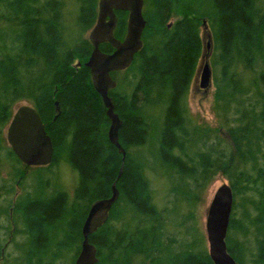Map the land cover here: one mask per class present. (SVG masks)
Instances as JSON below:
<instances>
[{
	"label": "trees",
	"instance_id": "trees-1",
	"mask_svg": "<svg viewBox=\"0 0 264 264\" xmlns=\"http://www.w3.org/2000/svg\"><path fill=\"white\" fill-rule=\"evenodd\" d=\"M98 2L0 0V181L9 183L0 199L28 177L33 183L0 207V264H75L88 211L113 184L118 200L89 236L97 264H213L197 210L218 175L234 194L228 251L238 264H264V0H145L143 47L127 69L111 73L124 160L85 66L93 45L81 31L94 26ZM70 5L80 30L71 39ZM116 15L123 39L128 12ZM204 20L217 127L194 119L188 105ZM100 49L114 50L108 42ZM24 100L54 146L52 162L34 169L68 164L78 175L72 193L44 175L35 181L6 144L3 130ZM153 181L164 183L160 198Z\"/></svg>",
	"mask_w": 264,
	"mask_h": 264
},
{
	"label": "water",
	"instance_id": "water-1",
	"mask_svg": "<svg viewBox=\"0 0 264 264\" xmlns=\"http://www.w3.org/2000/svg\"><path fill=\"white\" fill-rule=\"evenodd\" d=\"M145 0H99L98 15L89 33L93 49L85 66L90 69L95 90L100 94L111 121L109 139L123 154L126 151L119 141L122 120L115 111L110 90L117 85L111 73L127 69L135 55L143 47V32L147 21L143 14ZM116 11H127V30L123 39L115 36L117 25ZM203 26L208 28L206 20ZM108 42L112 52H104L100 44ZM212 49L211 35L205 45ZM205 51V50H204ZM204 52L200 86L207 90L213 84L212 68L209 55ZM6 140L15 155L26 166H47L53 160L54 146L45 124L38 111L30 104L19 106L7 126ZM119 191L116 184L112 186V195L92 203L82 226L83 241L75 264H97V248L90 242L89 236L101 227L109 218V213L118 200ZM234 194L229 183H224L215 192L207 209L206 233L208 251L213 264H238L228 251L227 235L233 211Z\"/></svg>",
	"mask_w": 264,
	"mask_h": 264
},
{
	"label": "rangeland",
	"instance_id": "rangeland-1",
	"mask_svg": "<svg viewBox=\"0 0 264 264\" xmlns=\"http://www.w3.org/2000/svg\"><path fill=\"white\" fill-rule=\"evenodd\" d=\"M76 15L77 11L74 5H70L65 12V27H66V34L68 35V38L71 39L72 37H78L79 36V28L76 25ZM92 29V28H91ZM91 29L87 31H81L82 32V37L84 39H88L89 33ZM209 29L205 28L204 26L202 27L201 30V35L203 37L205 45L209 41ZM205 53H207L210 57L211 55V49L206 48L204 49ZM206 54V56H207ZM204 60L201 58L199 64H198V69L197 72L194 76V79L191 83L189 94H188V105L191 111V115L196 119L198 122H200L203 125H209L212 127H217L218 126V121L217 118L214 114L213 111V103H214V91L215 87L212 84L210 88L205 90L200 86V74L199 72L202 70V64ZM25 104H31L29 101H20L16 103V105L13 108V112L21 106ZM6 132H7V127L3 130V137L6 140ZM6 144H8L6 140ZM31 168L27 170V172L32 174V178L36 181L38 174L39 175H44L45 177H49L51 180V184H56L61 185L64 187L66 190L69 192H73L74 188L77 184L78 181V175L77 173L66 163L62 162L60 165L55 166L52 168L51 172H48L46 168L44 169H34V167L30 166ZM3 176L9 180H12L11 177H7V175L4 173V170H2ZM9 184L8 182H2L0 181V186L3 184ZM224 183H229V181L223 176V175H218L212 182V184L209 186L207 193L202 200V202L199 205V208L197 210V220H198V228L203 233L204 238H205V243L207 248L209 247L208 245V240H207V233H206V216H207V209L210 204L211 199L213 198L216 190L223 185ZM153 187L155 189L156 196L158 198L162 197L164 195V183H156V181H153ZM33 185L31 177H28L26 183L24 186H18L15 184L14 186V191L9 194L5 195L3 193L1 199H0V207H2V204H5V200H10V202H13L23 191V189H29ZM237 216H239L241 213L239 212L240 210H237ZM6 223L4 219H0V225ZM0 232L3 233V230L0 227ZM10 251L13 249V246H10ZM13 251V250H12Z\"/></svg>",
	"mask_w": 264,
	"mask_h": 264
},
{
	"label": "bare ground",
	"instance_id": "bare-ground-1",
	"mask_svg": "<svg viewBox=\"0 0 264 264\" xmlns=\"http://www.w3.org/2000/svg\"><path fill=\"white\" fill-rule=\"evenodd\" d=\"M82 245V244H81Z\"/></svg>",
	"mask_w": 264,
	"mask_h": 264
}]
</instances>
